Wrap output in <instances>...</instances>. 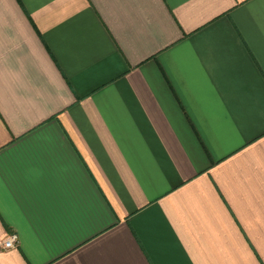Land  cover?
Segmentation results:
<instances>
[{
	"label": "crops",
	"instance_id": "crops-1",
	"mask_svg": "<svg viewBox=\"0 0 264 264\" xmlns=\"http://www.w3.org/2000/svg\"><path fill=\"white\" fill-rule=\"evenodd\" d=\"M0 264H264V0H0Z\"/></svg>",
	"mask_w": 264,
	"mask_h": 264
},
{
	"label": "built area",
	"instance_id": "built-area-1",
	"mask_svg": "<svg viewBox=\"0 0 264 264\" xmlns=\"http://www.w3.org/2000/svg\"><path fill=\"white\" fill-rule=\"evenodd\" d=\"M16 244H17V236L13 234L3 242V248L11 249L14 248Z\"/></svg>",
	"mask_w": 264,
	"mask_h": 264
}]
</instances>
